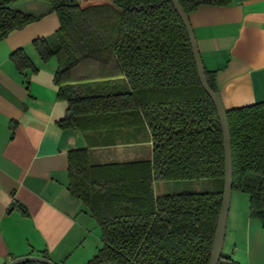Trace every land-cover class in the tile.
Here are the masks:
<instances>
[{
    "label": "trees",
    "instance_id": "obj_1",
    "mask_svg": "<svg viewBox=\"0 0 264 264\" xmlns=\"http://www.w3.org/2000/svg\"><path fill=\"white\" fill-rule=\"evenodd\" d=\"M0 0V42L46 14ZM60 28L33 45L56 59L62 129L86 134L146 126L150 162L93 165L89 151L69 154L68 191L101 231L87 264H208L224 193L225 151L217 110L204 91L187 30L170 0H42ZM250 0H178L189 16L203 6ZM16 68L36 70L20 49ZM207 83L218 92L215 72ZM233 192L249 195L250 219L264 227V102L227 111ZM208 179V193L155 196L154 182ZM24 211V209H22ZM25 212V211H24ZM35 264V263H28ZM219 264H239L222 256Z\"/></svg>",
    "mask_w": 264,
    "mask_h": 264
},
{
    "label": "crops",
    "instance_id": "obj_2",
    "mask_svg": "<svg viewBox=\"0 0 264 264\" xmlns=\"http://www.w3.org/2000/svg\"><path fill=\"white\" fill-rule=\"evenodd\" d=\"M44 7L40 21L0 42V264L27 256L87 264L103 247L101 238L87 245L94 219L68 191L70 153L88 150L93 165L153 157L146 126L89 138L58 126L68 110L54 82L58 63L44 64L33 45L60 28L50 5ZM189 20L205 69L215 72L225 110L263 103L264 0L203 6ZM20 49L36 70L16 68L10 56ZM223 255L239 264H264V227L250 219L249 202L246 212L236 211L228 220Z\"/></svg>",
    "mask_w": 264,
    "mask_h": 264
},
{
    "label": "water",
    "instance_id": "obj_3",
    "mask_svg": "<svg viewBox=\"0 0 264 264\" xmlns=\"http://www.w3.org/2000/svg\"><path fill=\"white\" fill-rule=\"evenodd\" d=\"M180 16L189 36L192 54L197 68L198 77L204 91L211 98L221 123L223 139H224V151H225V178H224V193L222 199V205L218 217L215 238L213 242V248L208 264H219L222 256L226 238V229L229 217L230 203L233 195V159H232V147L231 136L229 130V124L227 119V111L224 108L219 91L213 92L206 80L205 66L202 62L197 41L190 24L189 16L184 12L180 6L178 0H170ZM54 264L50 260L41 257L27 256L13 260L10 264ZM112 264V263H107Z\"/></svg>",
    "mask_w": 264,
    "mask_h": 264
},
{
    "label": "rangeland",
    "instance_id": "obj_4",
    "mask_svg": "<svg viewBox=\"0 0 264 264\" xmlns=\"http://www.w3.org/2000/svg\"><path fill=\"white\" fill-rule=\"evenodd\" d=\"M49 5L45 1L42 0H27L18 2V4H13L12 8L17 11H27L24 13H29L32 15H39L43 13L44 6ZM155 194L158 195H176V194H189V193H208L212 192L214 189L213 182L208 179L199 180V181H175V182H156ZM249 202V195L241 192L235 191L233 192L229 217L230 221H232L235 212L242 211L246 208ZM101 238V231L96 223L93 220V226L91 227L90 235L87 241V245H95L96 242H99ZM94 255V254H93ZM95 256V255H94ZM92 256V258L94 257Z\"/></svg>",
    "mask_w": 264,
    "mask_h": 264
}]
</instances>
